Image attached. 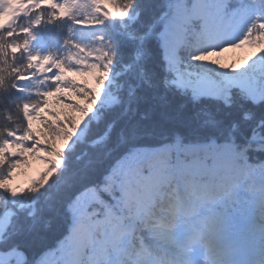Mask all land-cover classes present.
<instances>
[{"label": "trees", "instance_id": "16d2710c", "mask_svg": "<svg viewBox=\"0 0 264 264\" xmlns=\"http://www.w3.org/2000/svg\"><path fill=\"white\" fill-rule=\"evenodd\" d=\"M114 1L109 7L90 0L103 13L96 27L66 14V0H41L35 11L0 28V217L6 220L0 257L12 255L0 264H41L69 242L77 225L92 228L113 215L123 218L129 235L119 264H180L174 217L178 207L221 189L205 188L208 180L189 172L211 156L218 171L238 177L236 227L248 223L247 202L256 183L264 185V90L217 78L204 94L193 82L177 87L165 33L187 39L179 50L187 68L216 75L193 60L215 47L191 29L169 25L176 10L194 0ZM252 8L264 12V0H229L227 21ZM92 31L104 54L96 87L63 69L66 51ZM34 161L47 167L35 170ZM156 170L173 173L151 183ZM18 175L27 183L16 194ZM128 195L143 214L125 209ZM252 264H264V247Z\"/></svg>", "mask_w": 264, "mask_h": 264}, {"label": "rangeland", "instance_id": "374dc122", "mask_svg": "<svg viewBox=\"0 0 264 264\" xmlns=\"http://www.w3.org/2000/svg\"><path fill=\"white\" fill-rule=\"evenodd\" d=\"M228 0H194L191 4H183L176 10L171 26L186 33L191 29L198 38L205 42H213L215 50L208 53H196L194 62L200 67L214 72L215 77L202 71H194L186 66L179 49L184 46L187 39L184 36L178 41L176 35L164 36L166 48L171 54L170 72L172 84L185 88L188 83L196 85L195 92L206 93V87H213L216 79L223 81L222 85L244 87L250 90L254 87L264 90V12L257 9H247L241 22L238 16L227 21L226 2ZM113 7L115 1H107ZM41 0H0V28L4 25H13L20 17L35 11ZM64 12L80 18V22L91 27L100 24L103 13L94 8L90 0H66ZM125 17L129 14L125 13ZM35 24L39 18L34 19ZM17 51V48H13ZM66 66L64 70L78 76H85L89 83L96 87L94 76L98 65L104 59L102 42L98 32L85 34L77 44L69 48L65 55ZM46 59H38L39 63ZM213 156L210 164L203 163L200 169L189 172L209 180L206 187L225 184L228 193L222 191L217 199L212 201L209 194L200 196L194 209L186 212L180 211L177 222L173 227L172 235L179 240L183 249L181 255L185 258L183 264H252L259 255L260 248L264 246V233L258 232L260 222L264 220V185L257 184L252 198L247 202L249 223L245 229L236 227L233 208L237 203L240 190L237 181L230 182L228 169L224 174L215 167ZM35 170H44L47 164L34 161ZM32 167V168H33ZM32 169L27 175H31ZM149 180L167 181L169 174L161 171L155 173ZM24 175L14 178L13 188L18 194L26 185ZM230 183V185H228ZM135 196L128 195L124 201L125 209L137 214L141 211ZM134 204V209L131 204ZM6 222L0 217V227ZM87 226L77 225L71 238L58 252L44 258L41 264H119L118 256L122 251L129 250V235L125 221L121 216L113 215L96 219ZM264 230H262L263 232ZM101 237H96V233ZM234 237V238H232ZM232 238V239H230ZM250 242L247 248L246 240ZM222 256V257H220ZM12 255L1 256L0 260H9Z\"/></svg>", "mask_w": 264, "mask_h": 264}, {"label": "bare ground", "instance_id": "6f19581e", "mask_svg": "<svg viewBox=\"0 0 264 264\" xmlns=\"http://www.w3.org/2000/svg\"><path fill=\"white\" fill-rule=\"evenodd\" d=\"M262 216L264 218V215H262ZM262 230H264V220L260 222V229L258 230V232H260L261 234H263L264 231L262 232ZM232 238H234V237H232ZM232 238H230V239H232Z\"/></svg>", "mask_w": 264, "mask_h": 264}]
</instances>
